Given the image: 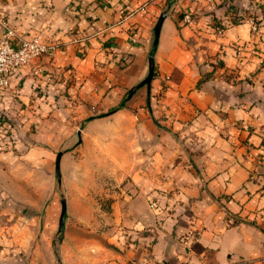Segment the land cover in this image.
Wrapping results in <instances>:
<instances>
[{
	"label": "crops",
	"instance_id": "obj_1",
	"mask_svg": "<svg viewBox=\"0 0 264 264\" xmlns=\"http://www.w3.org/2000/svg\"><path fill=\"white\" fill-rule=\"evenodd\" d=\"M7 26L61 46L13 73L0 109L42 107L35 137L123 119L140 143L101 264H264V0H0ZM27 234L0 264H22Z\"/></svg>",
	"mask_w": 264,
	"mask_h": 264
},
{
	"label": "rangeland",
	"instance_id": "obj_2",
	"mask_svg": "<svg viewBox=\"0 0 264 264\" xmlns=\"http://www.w3.org/2000/svg\"><path fill=\"white\" fill-rule=\"evenodd\" d=\"M22 107L0 109V225L7 244L0 262L13 257L15 231L27 230L22 264H63L62 256L71 264L106 263L101 252L114 246L109 237L119 224L120 188L129 178L117 169L140 143L127 136L123 119L95 128L70 120L56 131H72L73 137H35L42 128L34 115L44 118L45 110ZM77 129H85V137H77ZM97 133L101 137H94ZM59 152H63L60 176ZM63 199L67 212L62 232Z\"/></svg>",
	"mask_w": 264,
	"mask_h": 264
},
{
	"label": "built area",
	"instance_id": "obj_3",
	"mask_svg": "<svg viewBox=\"0 0 264 264\" xmlns=\"http://www.w3.org/2000/svg\"><path fill=\"white\" fill-rule=\"evenodd\" d=\"M185 18L186 21L190 20V16ZM252 30L258 31L254 22ZM60 46L56 42L44 41L41 33L27 36L7 26L5 35L0 38V92L4 93L10 87L13 73L44 55H54Z\"/></svg>",
	"mask_w": 264,
	"mask_h": 264
},
{
	"label": "water",
	"instance_id": "obj_4",
	"mask_svg": "<svg viewBox=\"0 0 264 264\" xmlns=\"http://www.w3.org/2000/svg\"><path fill=\"white\" fill-rule=\"evenodd\" d=\"M165 15L166 14L163 13L160 16L158 23L156 25L155 43H157V41H158L161 26H162V23L165 19ZM154 73H155V60H154L153 56H150V58H149V73H148L147 77L141 82L140 86H144V85L150 86L151 82L153 80V77H154ZM61 157H62V152L58 153L57 160H56V171H57V175H59V176L61 174ZM66 212H67V201H66V199H63L62 200V211H61V217H60V230L62 232L64 231V216H65Z\"/></svg>",
	"mask_w": 264,
	"mask_h": 264
},
{
	"label": "trees",
	"instance_id": "obj_5",
	"mask_svg": "<svg viewBox=\"0 0 264 264\" xmlns=\"http://www.w3.org/2000/svg\"><path fill=\"white\" fill-rule=\"evenodd\" d=\"M2 95H3V93L0 92V96H2ZM120 105H121V106H124V103H121Z\"/></svg>",
	"mask_w": 264,
	"mask_h": 264
}]
</instances>
